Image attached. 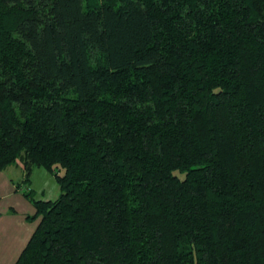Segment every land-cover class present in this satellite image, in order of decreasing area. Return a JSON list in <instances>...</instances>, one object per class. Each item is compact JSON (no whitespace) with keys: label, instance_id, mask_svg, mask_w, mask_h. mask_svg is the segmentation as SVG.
I'll return each mask as SVG.
<instances>
[{"label":"trees","instance_id":"1","mask_svg":"<svg viewBox=\"0 0 264 264\" xmlns=\"http://www.w3.org/2000/svg\"><path fill=\"white\" fill-rule=\"evenodd\" d=\"M15 264H264V0H0Z\"/></svg>","mask_w":264,"mask_h":264},{"label":"crops","instance_id":"2","mask_svg":"<svg viewBox=\"0 0 264 264\" xmlns=\"http://www.w3.org/2000/svg\"><path fill=\"white\" fill-rule=\"evenodd\" d=\"M26 192L36 201H56L61 195L55 177L43 168L28 179L22 160L0 171V264H15L38 226L39 220H27L36 209Z\"/></svg>","mask_w":264,"mask_h":264}]
</instances>
